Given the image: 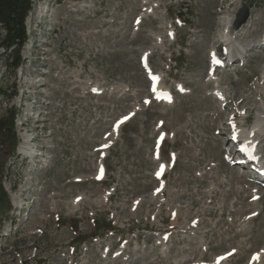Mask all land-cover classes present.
<instances>
[{
    "label": "rangeland",
    "instance_id": "374dc122",
    "mask_svg": "<svg viewBox=\"0 0 264 264\" xmlns=\"http://www.w3.org/2000/svg\"><path fill=\"white\" fill-rule=\"evenodd\" d=\"M53 1L33 0L15 72L0 50V264H264V183L229 161L222 134L262 112L264 0ZM240 3L243 56L213 84L210 54L226 62L218 36ZM42 6L56 17L39 24ZM36 132L49 167L26 173L18 149Z\"/></svg>",
    "mask_w": 264,
    "mask_h": 264
},
{
    "label": "bare ground",
    "instance_id": "6f19581e",
    "mask_svg": "<svg viewBox=\"0 0 264 264\" xmlns=\"http://www.w3.org/2000/svg\"><path fill=\"white\" fill-rule=\"evenodd\" d=\"M241 4V3H240ZM239 4V5H240ZM41 9H43V10H41ZM52 12V10H46V8H45V6H42V7H40V9H39V11H38V17H37V19L39 20V23H41L44 19L42 18V15L43 14H47V16L48 17H56V16H54V12H52L51 14L49 13V12ZM57 14H59V13H57ZM30 15V14H29ZM29 15H28V17H29ZM250 20V19H249ZM33 21V20H32ZM230 23H231V19H229L228 21H226L225 22V28L222 30V32H221V34L218 36L219 37V39H222V43L223 44H225V46H224V49H225V51L227 52L226 54H227V61L226 62H220L219 61V59H218V57L216 56V54L215 53H211L210 54V56H211V65H210V73H209V77L211 78L210 80H211V82L213 83V84H217V80H215L213 77H212V75H213V73L216 71V69L218 68H221L225 63H226V65H225V67L228 65H231L232 63H235V62H237V61H239L242 57L241 56H243V52H241V53H239V52H235V35H234V31H232L231 30V28H230ZM227 40V41H226ZM221 41V40H220ZM259 45H261V47L262 46H264V40H262L261 42H260V44ZM263 55H264V51H263ZM143 59H145V58H143ZM216 61H219V63H217ZM215 62H216V64H215ZM146 68V67H145ZM147 70V69H146ZM153 76H155V77H157L158 79L157 80H153L152 79V77ZM261 77H264V72H263V75L261 76ZM260 77V78H261ZM150 79H151V84H150V90L152 89V86H153V88L155 89V91H153V94H154V96H156V95H160V97L161 98H163V100L164 101H167V93L166 92H164L163 93V88H162V81H161V76L160 75H157V74H151L150 75ZM222 83L221 82H219L218 83V85H216L217 86V88L219 87V85H221ZM211 85V84H210ZM36 89H38V88H36ZM219 89V88H218ZM215 97L216 98H218V97H220V95H219V92L217 91L216 92V95H215ZM221 98V97H220ZM263 101L264 100H261L259 103V106L257 107L259 110H261L262 112L261 113H259L258 115H257V118H258V120H257V122L255 123V125H253L249 130H247L246 132H242L243 134H244V136L246 137V139L249 141L248 143H246V149H249L250 151H252L253 152V149H254V146L256 147L258 144L257 143H259L258 142V140L260 139L259 137L261 136L262 138H263V140H264V113H263V111H264V103H263ZM168 102V101H167ZM170 102V101H169ZM238 102H240V99H239V101ZM237 102V103H238ZM244 113V112H243ZM242 113V114H243ZM40 116V115H39ZM38 116V117H39ZM38 126V122L35 124V126L34 127H32L31 129H36V131H39L36 127ZM41 130L39 131V132H43V130H42V128H40ZM236 129H235V126H233L232 125V123H224V128H223V132H222V134L223 135H225L226 137H230V136H232V135H234V134H232L234 131H235ZM39 132H36L35 133V137H32V136H29V135H26L25 137H24V141H23V139H22V146H21V148L19 149V152L21 153V156H24V159H22L21 160V162L23 163V167H26L27 166V164L28 165H32L30 168L28 167H26L25 168V171H26V173H28V172H32V170H36V169H38V168H40V167H42V169H44V170H46L47 171V169H48V167H49V165H48V157H46V158H42V159H39V160H37V157L36 158H30V156H31V153L32 152H34V151H36V147H35V145H39V146H41V148H42V146L44 145V143L42 144V143H36L38 140V137L39 138H46V137H41V135H40V133ZM237 133V132H236ZM32 138H34V139H32ZM227 141H229V138H227V140H226V142ZM34 143V144H33ZM46 145H47V143H46ZM46 148H49V149H51V147H50V145H48ZM257 148V147H256ZM255 148V149H256ZM236 153V151H234V152H229V154H235ZM254 153V152H253ZM256 157H257V155L256 154H254ZM254 157V156H253ZM45 165H47L46 166V169H45ZM98 178H101V176H102V170H100L99 171V173H98V175H96ZM27 177H28V175H27ZM34 179H35V182H33L34 180H33V178L30 176V177H28L27 178V183H26V185H25V187L23 186V187H21V189H20V193L19 194H15L14 196H12L13 198H12V201H13V206H16V208L18 209V210H20V212H19V214H18V217H20L21 215H22V213L25 211L23 208H21L20 209V205H21V202L23 201L22 200V198L24 197V195H25V193L26 194H31V190H29L30 188H32L34 185H37V179H36V177H34ZM68 185L66 186V187H68V189H69V187H71L72 185H73V182L71 181V182H66ZM72 184V185H71ZM35 187V186H34ZM59 190H60V194H61V197L58 195V194H53V195H51L52 196V198L53 197H55V198H59L60 197V199H64L65 198V196H64V194L62 193V191H61V189L59 188ZM242 191H250V190H248L247 188L245 189V188H243V189H241V191L238 193V194H241L242 193ZM59 192V191H58ZM243 192V193H244ZM36 193V192H35ZM237 194V195H238ZM257 193H255V194H253L252 195V198H254L255 199V195H256ZM260 194V193H259ZM32 195V194H31ZM51 196H50V198H51ZM262 198H264V194H263V196L260 198V199H258V201L259 200H261ZM44 200V199H43ZM51 200V199H50ZM45 201V200H44ZM54 201V200H53ZM253 201H256V200H253ZM23 202H25L26 203V200H24ZM41 202H43V201H41ZM257 203H259V202H256V204ZM43 205V204H42ZM63 204L61 203V202H56L55 204H51V205H49L50 207L49 208H52V209H56V208H58V207H61ZM63 206H66V205H63ZM29 209V204L27 205V208H26V211ZM54 211V210H53ZM236 213H244V211H238V210H233L232 212H231V223H229L230 224V227L233 229V227H234V214H236ZM242 223H243V221H242ZM3 236H10V234H4ZM257 263V262H256Z\"/></svg>",
    "mask_w": 264,
    "mask_h": 264
},
{
    "label": "trees",
    "instance_id": "16d2710c",
    "mask_svg": "<svg viewBox=\"0 0 264 264\" xmlns=\"http://www.w3.org/2000/svg\"><path fill=\"white\" fill-rule=\"evenodd\" d=\"M31 8L32 0H0V50L7 54L6 65L9 64L14 72L19 67V53L27 40L24 23ZM0 96H5L1 87ZM2 130L0 126V132Z\"/></svg>",
    "mask_w": 264,
    "mask_h": 264
},
{
    "label": "water",
    "instance_id": "95a60500",
    "mask_svg": "<svg viewBox=\"0 0 264 264\" xmlns=\"http://www.w3.org/2000/svg\"><path fill=\"white\" fill-rule=\"evenodd\" d=\"M250 12L249 7L246 4H242L241 8L235 15V21L233 23V30H238L242 25H244L249 19Z\"/></svg>",
    "mask_w": 264,
    "mask_h": 264
},
{
    "label": "snow or ice",
    "instance_id": "6c2138e0",
    "mask_svg": "<svg viewBox=\"0 0 264 264\" xmlns=\"http://www.w3.org/2000/svg\"><path fill=\"white\" fill-rule=\"evenodd\" d=\"M216 62L219 63V61H216ZM152 79L155 81V80H157L158 78L155 77V76H153ZM153 91H155V89H153ZM157 98H160V97L158 96ZM146 103H148V101H146ZM125 119H127V117H126ZM121 122H122V121H121Z\"/></svg>",
    "mask_w": 264,
    "mask_h": 264
}]
</instances>
